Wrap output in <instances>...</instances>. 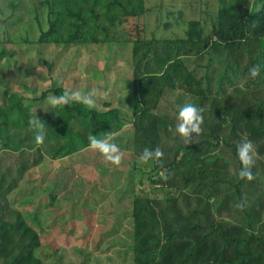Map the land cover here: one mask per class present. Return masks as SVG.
<instances>
[{
  "label": "trees",
  "instance_id": "1",
  "mask_svg": "<svg viewBox=\"0 0 264 264\" xmlns=\"http://www.w3.org/2000/svg\"><path fill=\"white\" fill-rule=\"evenodd\" d=\"M17 1L10 0V5L16 8ZM32 11L40 35L48 33L46 43L54 48L131 43L133 132L128 147L139 157L146 148L163 152L159 161L149 160L148 172L136 165L129 171L130 192H137L131 209V264H264V0H218L211 27L202 18L189 17L185 33L172 38L149 34L145 17L150 8L145 0H35ZM9 20L0 6L4 34L0 59L15 54L5 45L16 42ZM27 32L24 39L18 37L20 43H43L42 36L34 39ZM38 62L53 70L47 58ZM254 65L260 68L255 79L249 74ZM4 70H0V264H43L36 252L42 246L41 210L36 207L34 215L26 217L9 195L23 193L26 173L46 158L58 160L88 148L89 135H111L122 142L119 133L126 115L108 101L104 109L76 102L53 109L46 104L48 99L69 88L53 80L39 95L26 83L12 89ZM186 103L204 109L203 131L193 134L189 144L175 131L178 109ZM36 115L46 131L42 146L36 145L35 130L29 126ZM244 140H251L257 150L251 181L238 177L236 149ZM162 170L167 180L160 177ZM144 176L151 188L139 192L135 186L143 184ZM27 185L31 188L25 190L33 197L23 193L24 205H35L49 190L46 183L42 188ZM48 195L47 207L58 197L52 191ZM58 251L48 248L43 257L56 258ZM122 254L118 250L117 255Z\"/></svg>",
  "mask_w": 264,
  "mask_h": 264
},
{
  "label": "rangeland",
  "instance_id": "2",
  "mask_svg": "<svg viewBox=\"0 0 264 264\" xmlns=\"http://www.w3.org/2000/svg\"><path fill=\"white\" fill-rule=\"evenodd\" d=\"M21 1V5L17 1L18 5L13 8L10 0H0L5 15L10 17L11 38L16 40L14 43L5 42L7 48L15 50V54H6L0 59V70H8L3 71L9 78L8 86L19 89L20 84L26 83L36 88L37 95L49 88L53 80H57L60 86L79 90L81 93H87L95 88L98 91L97 107L104 109L105 101L119 107L129 122L125 129V132H128L132 128L130 118L134 89L131 43L123 46L121 41L117 40V42L83 45L80 48L74 46L69 50L63 49L62 45L54 48L46 43L49 39L48 33L40 35L41 30L33 21L32 9L35 0ZM217 1L145 0L146 6L150 8V15L145 17L149 34L170 38L181 36L185 33V25H188L189 17L202 18L207 27H211V20L217 10ZM162 21L171 23V26H161L156 29L155 25ZM42 22L44 29H47L45 18ZM29 24L32 25V29L28 27ZM28 29L31 31L29 33L31 38L42 36L43 43H20L18 37L20 40L24 39ZM2 31L3 29L0 30V46L4 45L1 42L4 35ZM117 49L120 51L116 54ZM40 57L47 58L54 64L51 72L38 62ZM46 104L49 106L48 101ZM77 158L75 156L74 160H78ZM72 159L69 157L60 161H51L46 158L41 164L30 169L21 183L22 192L32 198L33 195L25 190L31 188L27 185L29 182L42 188L44 183L54 180L65 181V189L69 191L62 195L57 205H50V209H46L47 196L42 193L35 205L21 203L23 193L19 190L9 195L14 207L25 213L26 217L33 216L36 207L41 210V226L45 225L49 230L45 232L42 229V246L36 250L37 254L43 264H51L53 259L58 261L55 264H131L129 245L133 230L130 218L132 209L130 194L137 195V192H130L128 184L132 157L123 160L119 167L104 160L102 155L97 158L98 165L93 166L94 171L89 177L90 183H93L91 188L86 189L92 194V197H88L89 202L85 199L79 201L75 196L74 192L83 188L79 182H82L84 177L75 175L74 169H77L80 163L73 162ZM102 166L108 169L107 173H102ZM136 175H140L139 172L136 171ZM142 180L143 184L136 183L135 186V190L139 192L142 187L146 190L151 188L146 176L142 177ZM103 189L108 193L105 194L106 191ZM29 211L33 212L29 213ZM61 215L65 218L59 219ZM61 219L64 222H60ZM48 248L52 253L56 249L59 250L56 258L52 256L53 258L44 259L43 254ZM118 250L124 254L118 256ZM61 255L63 259H60Z\"/></svg>",
  "mask_w": 264,
  "mask_h": 264
},
{
  "label": "clouds",
  "instance_id": "3",
  "mask_svg": "<svg viewBox=\"0 0 264 264\" xmlns=\"http://www.w3.org/2000/svg\"><path fill=\"white\" fill-rule=\"evenodd\" d=\"M250 76L255 79L260 75V68L258 65H254L249 69ZM98 95L97 89L93 88L87 93H81L79 90L65 89L62 95L53 96L48 99V104L51 108H57L59 106H67L72 102L80 103L87 106L90 109L97 107L96 97ZM204 109L197 107L193 103H186L180 106L178 109L177 121L175 125V131L179 137L184 141L185 144L194 142V137L199 136L203 129L201 125L204 122L202 115ZM29 126L35 130V143L37 146H42L45 142L46 131L42 120L37 115L29 120ZM171 130V127H170ZM114 139L111 135H105L103 138H98L97 135H89L88 147L92 150L98 151L104 159L110 164L119 167L122 163L123 153L119 146L112 142ZM237 157L240 161L241 168L238 172L240 179H247L251 181L255 179L252 168L255 165L257 150L254 147L251 140H244L237 145ZM163 157L161 149L156 148L155 150L144 149L140 156L142 163H147L149 160L159 161ZM160 177L163 180H167L168 176L165 171L160 172ZM243 208V204L238 205Z\"/></svg>",
  "mask_w": 264,
  "mask_h": 264
},
{
  "label": "crops",
  "instance_id": "4",
  "mask_svg": "<svg viewBox=\"0 0 264 264\" xmlns=\"http://www.w3.org/2000/svg\"><path fill=\"white\" fill-rule=\"evenodd\" d=\"M131 126H132V128L131 129H129L128 130V132H125V129H126V127L129 125V122H128V120H127V118H126V121H124L125 122V126H124V128L122 129V131L119 133V135L121 136V137H123L124 139L122 140V142H118V141H114V139H113V141L112 142H114V143H116L118 146H119V148H120V150H121V152L123 153V159H122V161L123 160H125L127 157H132V165H131V167H130V169H132V167L134 166V165H136V167L138 166V167H143L145 170L144 171H146V169H150V162L148 161L147 163H142L139 159H140V157L139 156H137L136 154H135V152H134V150L132 149V146L131 147H128V144L130 143V142H127L128 140H129V138L131 137V134H132V132H133V124H132V116H131ZM101 154L98 152V151H95V150H92V149H90L89 147L88 148H86V149H82V150H80V151H78V152H75V153H73V154H71V155H68L67 157H64V158H60V159H58L57 161H60V160H62V159H66V158H69V157H71V158H73L72 160H73V162L75 161V162H78V163H80V164H78L79 165V167L77 168V169H74V173H75V175H77V177H84L83 179H82V182H79V185H81L83 188L81 189V190H78V191H76V192H74L75 193V196H76V198L79 200V201H83L84 199L85 200H88V197H92V194H91V191H87L86 189L87 188H91V185H92V183H90V179H89V177H91V175H92V173H93V166L94 165H98V162H97V158L100 156ZM75 156H77L78 158V160H74V157ZM105 160V159H104ZM51 161H56V160H51ZM128 161H130V160H128ZM82 162V163H81ZM103 167V174H105V173H107V171H108V169L106 168V167H104V166H102ZM137 171H140V170H137ZM60 183H62L61 184V186H60ZM47 184V186L49 187V190L48 191H46L47 193H44L46 196H47V204H48V201H49V195H48V192L50 193V191H52V192H56L57 193V201L53 204V205H57L58 204V201H59V199L61 198V197H63L62 195H64L65 194V192L66 191H69V189H65V181L64 182H59V181H57V180H54V181H51L50 183H46ZM94 187V185L92 186V188ZM103 191H106L105 189H103ZM101 193V192H100ZM99 193V194H100ZM105 194H107L108 193V191H106V192H104ZM103 194V193H102ZM101 195V194H100ZM75 196H73L72 198L74 199L75 198ZM130 199H131V201L133 200V195H131L130 194ZM76 200V199H75ZM22 202V201H21ZM88 202H89V200H88ZM47 204H46V206H45V208L46 209H50L49 208V206L47 207ZM62 210V209H61ZM33 211H34V209H33ZM33 211H29V213L31 212H33ZM26 213H28V212H26ZM25 214V213H24ZM60 218H65V216H60L59 217V219ZM131 218V217H130ZM60 222H64V220L63 219H61L60 220ZM131 223H132V218H131ZM43 227H42V229L46 232V231H48L49 229H46V226L45 225H42ZM133 242V237H132V235H131V243Z\"/></svg>",
  "mask_w": 264,
  "mask_h": 264
}]
</instances>
